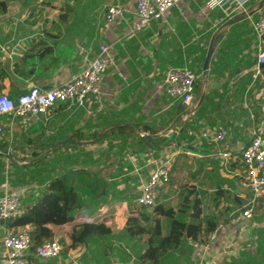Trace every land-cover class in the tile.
Instances as JSON below:
<instances>
[{
    "label": "crops",
    "instance_id": "crops-1",
    "mask_svg": "<svg viewBox=\"0 0 264 264\" xmlns=\"http://www.w3.org/2000/svg\"><path fill=\"white\" fill-rule=\"evenodd\" d=\"M2 1L0 92L15 97L34 86L61 85L89 64L101 44L109 45L99 95L83 104H59L26 125L18 117H0L5 126L0 141L8 143L0 150L5 168L0 195L26 188L22 201L28 207L51 179L68 171L81 199L71 222L50 226L62 244L60 256L41 259L30 252V264H264V210L232 220L251 195L234 175L239 149L264 133V66H258L253 29L264 0H249L247 14L183 0L142 29H136V0ZM115 4L122 5L124 16L108 23L105 10ZM212 41L204 73L203 52ZM178 66L199 74L194 105L165 90L166 71ZM219 127L228 132L223 144L201 137L202 130ZM221 150H229L231 158L225 161ZM172 154L176 163L157 203L176 208L188 182L177 183V173L184 178L188 171L201 215L218 217L219 223L206 244L185 233L170 244V219L162 216L160 251L154 260L144 259L150 233L131 234L129 217L140 216L134 207L154 164ZM145 211L153 218L152 208ZM192 212L179 211L173 220L187 222ZM86 222H103L110 232L73 247V232ZM148 226L152 231L153 224ZM0 264H7L1 240Z\"/></svg>",
    "mask_w": 264,
    "mask_h": 264
},
{
    "label": "built area",
    "instance_id": "built-area-1",
    "mask_svg": "<svg viewBox=\"0 0 264 264\" xmlns=\"http://www.w3.org/2000/svg\"><path fill=\"white\" fill-rule=\"evenodd\" d=\"M183 0H136V29L147 27L153 20L163 18L165 13ZM213 7H233V11L241 9L248 13L245 5L249 0H206ZM125 10L121 4L111 5L105 10V20L108 23L117 22L124 16ZM255 44L257 48L258 66L264 64V10L253 22ZM109 45L101 44L97 55L76 76L65 83L42 89L37 86L22 92L14 98L0 92V117L20 118L23 125L28 124L35 116L47 115L48 112L62 103L77 102L83 104L91 95L101 93V83L108 70ZM262 70L258 69V73ZM199 74L188 67H171L165 73L164 87L167 94L185 105H194L196 101L195 86ZM159 86H161L159 84ZM5 132V126L0 121V136ZM204 139H214L223 144L228 138L224 127L215 130L205 129L201 132ZM240 159L234 175L243 179L250 190L246 204L232 214L234 222H240L253 217L256 210H264V133L256 134L247 145L239 149ZM222 158L227 161L232 156L229 150H221ZM176 154L160 159L154 165L152 172L142 187L137 198L139 205L152 207L170 180L176 163ZM26 188L13 190L0 195V240L3 244L7 264H30L28 253L33 245L32 231L34 227L27 225L21 230L6 226V221L23 215L26 207L22 198ZM214 238V234L212 235ZM62 244L58 240H47L37 245L34 254L37 258L50 259L60 256Z\"/></svg>",
    "mask_w": 264,
    "mask_h": 264
},
{
    "label": "trees",
    "instance_id": "trees-1",
    "mask_svg": "<svg viewBox=\"0 0 264 264\" xmlns=\"http://www.w3.org/2000/svg\"><path fill=\"white\" fill-rule=\"evenodd\" d=\"M3 2L4 1L0 0L1 5ZM206 52L207 49H204L202 59H204ZM2 74H4V70L0 68V77ZM20 94L14 98L18 97ZM37 141L36 138H28V142L30 143L35 144ZM7 145V142L1 140L0 150L5 149ZM3 152L4 151H1V153ZM32 154L35 155L36 152H32ZM21 161L22 160H20V162ZM0 168L1 173L5 168L2 167L1 164ZM67 173L68 171L60 173V175L51 179L47 188L42 192L39 198H37L33 204L26 207V211L23 215L14 219H9L5 223L6 226L13 227L16 230H21L26 225H32L34 227V230L32 231L33 245L31 247V253L33 254L37 245L47 240H54V232L50 226L71 222L74 219V211L81 205L78 190L70 182ZM195 192L196 190L192 185L182 186L179 191V200L176 208H168L163 204L158 203L152 207L142 205H136L134 207L135 210L138 209L141 213L140 216L136 214L129 217V232L131 234L150 233L151 236L148 241L149 247L143 254L142 258L154 260L157 257L160 251L159 242H162L161 217L165 215L170 219L169 233L171 238L167 240L168 243L173 244L178 242L180 240V234L184 233L188 239H191L194 242L204 244L208 242L209 236L214 232L219 223V218L212 215H201V207L197 202ZM149 208H152L154 211L153 218L146 215L145 210ZM191 209L193 210V214H191L189 221L178 222L173 220L175 213L179 211L185 212ZM141 216L145 217L144 219L146 222L151 220V223L153 224L152 231H150V226H148L151 223L142 222ZM108 232H110V228L103 222H86L81 228L73 232V247L92 235Z\"/></svg>",
    "mask_w": 264,
    "mask_h": 264
},
{
    "label": "rangeland",
    "instance_id": "rangeland-1",
    "mask_svg": "<svg viewBox=\"0 0 264 264\" xmlns=\"http://www.w3.org/2000/svg\"><path fill=\"white\" fill-rule=\"evenodd\" d=\"M45 2H46V1H45ZM3 118H6V116H3L2 119H3ZM200 138H201V137H200ZM203 139H204V138H203ZM192 162H193V160H192ZM177 171H178V170H177ZM186 172H187V173H186V175H185V177H184L185 179L182 177V175H183V174H181L182 172H180V173L178 172V173H177V176H179V178H178V180H176V181H177V183H181V184H182L184 181L187 180V181H188V182H187V186H188V185H192V184H191V182H192V181H191V180H192V175L190 176V174L188 173V171H186ZM171 174H172V173H171ZM179 185H180V184H179ZM192 186L196 188V185H195V184L192 185ZM202 188H203V187H202V183H200V187H198V189L201 190ZM161 190H162V189H161ZM174 204H175V203H174ZM176 207H177V205H176Z\"/></svg>",
    "mask_w": 264,
    "mask_h": 264
},
{
    "label": "water",
    "instance_id": "water-1",
    "mask_svg": "<svg viewBox=\"0 0 264 264\" xmlns=\"http://www.w3.org/2000/svg\"><path fill=\"white\" fill-rule=\"evenodd\" d=\"M212 51H213V41L211 42V44L208 48L207 54H206L204 67H203L204 73L208 70L209 63H210L211 56H212ZM261 66H264V64H261ZM202 99H203V97L201 98L199 105L202 103Z\"/></svg>",
    "mask_w": 264,
    "mask_h": 264
}]
</instances>
